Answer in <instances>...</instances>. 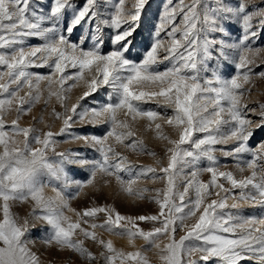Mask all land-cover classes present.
Here are the masks:
<instances>
[{"label":"snow or ice","instance_id":"obj_1","mask_svg":"<svg viewBox=\"0 0 264 264\" xmlns=\"http://www.w3.org/2000/svg\"><path fill=\"white\" fill-rule=\"evenodd\" d=\"M147 5L148 0H131L130 6L126 0H0V66L5 69L0 72V264H41L40 255L29 247L35 241L27 239L33 230L45 246L76 253L88 264H152L134 245L136 237L155 250L158 264H264V139L249 146L255 132L264 131V103L253 102V107L245 98L251 76L264 78V71L252 73L262 51L253 44L264 31V0H178L176 5L168 0L160 23L149 32L146 50L133 57ZM178 13L182 26L167 31L170 46L165 47L160 33ZM232 25L240 29L235 40ZM27 37L42 43L25 50ZM30 66L50 71L32 72ZM42 81L47 96H55L61 105L62 111L52 109L62 121L60 134L73 120L105 125L102 135L71 136L92 148L94 158L55 151L53 137L58 133L36 127L42 114L28 126L18 123L40 99ZM74 83H83L84 90L68 107L66 93ZM25 87L28 90L19 94ZM98 90H106L105 98L87 106L85 98ZM146 102L156 107H145ZM13 109L15 116L6 120ZM139 118L171 145L165 149V167L142 165L116 150V144H123L136 153L148 151L134 131ZM162 124L178 138L170 139ZM18 135L23 137L19 142ZM217 150L235 160L241 172L245 165L248 174L237 178L232 171L220 170ZM201 159L209 166L198 168ZM71 166L86 169L87 178L73 179ZM189 167L179 190L176 176ZM203 171L210 174L208 180L199 178ZM158 174L165 186L148 197L158 205L155 212L125 215L111 204L79 210L70 206L85 186L98 183H115L119 191L143 198L147 189L133 186L143 176L157 179ZM48 185L52 195L45 193ZM25 202L30 207L21 217L13 207ZM245 207L258 208L260 214L244 215ZM98 214L103 219H97ZM189 218L194 222L186 223ZM139 222L152 226L145 229ZM177 228L183 232L179 238ZM97 229L126 236L132 250L115 246ZM77 233L79 239L74 238ZM85 239L100 251H91Z\"/></svg>","mask_w":264,"mask_h":264},{"label":"rangeland","instance_id":"obj_2","mask_svg":"<svg viewBox=\"0 0 264 264\" xmlns=\"http://www.w3.org/2000/svg\"><path fill=\"white\" fill-rule=\"evenodd\" d=\"M46 2V0H45ZM178 0H171L173 5H176ZM185 3L188 0H184ZM168 3V0H148V5L146 10L142 12L140 29L136 33V46L130 53L133 57L139 56L146 50V46L149 45V32L150 30H154V25L156 23H160L159 14L163 11L164 4ZM131 0H126V6H130ZM173 26H182L181 25V16L179 13L176 16V19L172 21L171 25L166 26L160 33V38L165 47L170 46L169 37L167 36V31L171 29ZM231 34L232 38L235 40L238 38L240 34V29L236 25L231 26ZM107 33V29L105 30ZM79 34V30L73 33V38ZM177 39L179 38V33H177ZM42 43L39 38L36 37H27L25 38L24 44L22 45L25 50L36 46ZM253 47H259L262 51L257 56V63L252 67V73H259L264 71V31H261L253 44ZM160 55H165L163 48L160 50ZM39 64V53H37V65ZM164 65H159L158 67H163ZM29 71L38 72L41 74H47L50 69L47 66H30ZM5 71L3 66H0V72ZM70 71V70H69ZM0 82H3V79L0 78ZM245 87L248 91L245 93L246 102L255 107L253 102H261L264 103V78L259 77L258 75L251 76V83L245 84ZM41 97L40 99L33 104L30 111L20 117L18 123L21 126H28L33 123V117L43 115V120L36 124V127L43 131H52L58 133L55 137H53L55 144V151L61 152L65 150H71L73 152H79L85 156V158L92 159L96 156L94 150L90 147H85L82 140L72 139L71 136L74 135H84V134H95L102 135L106 131V127L104 124H97L95 126L85 124L80 122L79 120H73L71 127L67 129L65 133L60 134L59 129L62 121L55 117L52 113V109L56 111H62L61 105L56 99L55 96H47V89L44 88L43 81L41 82ZM28 89L25 87L20 90L19 94H23V92ZM84 90L83 83H74V87L70 92L66 93L65 104L70 107L71 104L76 102V98L78 95L82 93ZM147 90V89H146ZM106 96V90H98L96 93H93L90 97L85 98L84 103L91 107L95 106L98 102L102 101ZM47 103L45 104V101ZM145 107L155 108L156 105L153 102H146ZM159 110V109H158ZM257 111L259 109L257 108ZM15 116V110L13 109L9 113L5 115L6 120H11ZM253 122L255 123L257 118L255 116L252 117ZM148 122L141 118L134 123V131L136 132V137L143 141L148 151L143 153H136L131 150H127L124 148L123 144H116V150L124 152L125 155L128 156L130 160L139 161L142 165H150L155 169H160L165 167L168 162V158L165 155V149L167 147H171L167 140H162L158 136H156L154 127L148 128ZM50 125V127H49ZM162 131L169 136L170 139L178 138L177 134L167 125L162 124ZM226 134V129L223 130ZM147 132L148 136L144 137V133ZM23 139L22 135L17 136V141H21ZM264 139V131L257 130L252 138H250L249 146L255 147L256 144L259 143L260 140ZM109 143H112V140H109ZM232 141H229L231 144ZM187 146V145H185ZM219 149V145L216 146ZM150 153H155L150 154ZM217 156V167L220 170H228L232 171L234 176L240 178L244 175H247L249 170L245 165H241L244 169L241 172L236 168V161L231 157H224L220 154L219 150L215 153ZM250 157H245V159ZM208 162L204 159L198 161V168H206ZM191 168H185L182 172H179L176 176V188L179 190H183V182L184 177L188 176ZM69 175L73 177V179H86L87 178V170L78 168L76 166H71V170ZM159 178L153 179L151 176H143L141 177L136 184L133 186L134 189H144L147 191L144 192L143 198L137 197L135 195H129L125 192L119 191L115 185V183H110L108 186H104L102 184H97L93 187L85 186L81 191L80 195L75 199L70 201V206L76 209H82L84 207L93 206V204H111L116 210L120 211L125 215H139V214H148L158 210V205L154 200H149L148 197L155 196L157 193L154 191L155 189H163L165 186V180L162 175L158 174ZM210 174L206 171L199 173V178L201 180H208ZM99 180V177H98ZM220 182L224 183L225 187H229V184L223 178H220ZM100 189V190H98ZM45 193L48 195H52V185H48L45 187ZM101 191L103 195H101ZM234 192L237 190H233ZM162 195V193H161ZM215 198V195L212 197H208V199ZM231 200L229 199L228 203ZM243 203V202H241ZM30 205L25 202L23 204H17L13 207V211L19 213L21 217H23L27 211L29 210ZM66 214L73 216L70 212H66ZM235 214V213H234ZM244 215L260 214V209H253L251 207H245ZM198 218V217H197ZM97 219H103L102 214H98ZM22 222V221H21ZM194 218H189L186 220V223H193ZM140 226L145 229H149L152 225L149 222H139ZM103 238L112 239L115 246L119 248H124L126 250H132L131 246L127 242L126 236H115L108 232H105L101 229L96 230ZM183 232L177 228L175 232V237L179 238ZM40 233L36 230L31 231L27 239L29 241H35L34 244H30L29 247L32 248L33 251H36L41 257V264H64L67 261V264H88V261H81L79 256L76 253L69 252L68 250L58 251L56 246L53 245L51 247L45 246L40 240ZM76 239H79L80 236L77 233L75 235ZM160 241L166 242L165 238L161 236ZM136 248L140 249L144 254L149 258L152 264H158L157 255L153 248L150 245H147L142 238L136 237L133 241ZM84 244L86 247L90 248L94 253H98L100 251L99 246L94 242L85 239ZM92 264H103L102 261H93ZM245 264H253L252 261H246Z\"/></svg>","mask_w":264,"mask_h":264},{"label":"bare ground","instance_id":"obj_3","mask_svg":"<svg viewBox=\"0 0 264 264\" xmlns=\"http://www.w3.org/2000/svg\"><path fill=\"white\" fill-rule=\"evenodd\" d=\"M139 119H141V118H139ZM139 119H138V120H139ZM147 134H148V133H147V132H145V133H144V137H146V135H147ZM147 136H148V135H147Z\"/></svg>","mask_w":264,"mask_h":264}]
</instances>
